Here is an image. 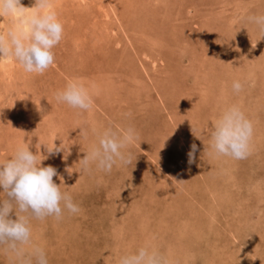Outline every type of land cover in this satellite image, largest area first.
I'll return each mask as SVG.
<instances>
[{
  "label": "rangeland",
  "instance_id": "obj_1",
  "mask_svg": "<svg viewBox=\"0 0 264 264\" xmlns=\"http://www.w3.org/2000/svg\"><path fill=\"white\" fill-rule=\"evenodd\" d=\"M69 1L55 8L63 35L48 69L0 68V160L29 141L80 210L21 213L30 242L17 245L20 256L0 244V264H35L33 247L48 264H118L140 247L160 264H264V37L247 20L264 15V0ZM70 80L89 91L87 111L57 102ZM229 105L252 124L244 159L209 147ZM129 127L137 138L122 149L127 163L81 168L100 133ZM52 141L64 150L50 155Z\"/></svg>",
  "mask_w": 264,
  "mask_h": 264
},
{
  "label": "clouds",
  "instance_id": "obj_2",
  "mask_svg": "<svg viewBox=\"0 0 264 264\" xmlns=\"http://www.w3.org/2000/svg\"><path fill=\"white\" fill-rule=\"evenodd\" d=\"M10 17L14 24L6 32L0 33V60L11 58L24 72L42 74L54 63L53 48L61 41L62 23L58 20L52 0H33V6L24 7L21 0H0V18ZM249 23L257 26L260 36L264 37V15L247 17ZM233 92L241 90L239 81L232 82ZM57 102L69 108L87 111L92 99L89 91L78 80L68 81L62 89L55 92ZM252 124L236 105L226 106L212 123L209 133V147L219 156L244 159L249 154V141ZM137 138L131 127L120 135L105 130L99 134L97 144L80 159L82 169L89 164L104 171L121 161L127 163L122 149ZM54 140V139H53ZM29 141L22 139L13 154L0 160V244L22 255L23 249L17 245L30 242V228L25 215L36 219L54 216L59 219L62 211L77 213L80 209L67 193L62 192L53 177L57 171L50 165H43L47 157L37 156L29 150ZM44 146V145H43ZM50 155L64 150L55 146H44ZM196 145L191 144L187 152V163L191 164ZM14 213V219L10 217ZM31 255L35 264H48L44 251L33 247ZM23 264H32L25 261ZM118 264H160L154 251L140 247L134 254L123 255Z\"/></svg>",
  "mask_w": 264,
  "mask_h": 264
},
{
  "label": "bare ground",
  "instance_id": "obj_3",
  "mask_svg": "<svg viewBox=\"0 0 264 264\" xmlns=\"http://www.w3.org/2000/svg\"><path fill=\"white\" fill-rule=\"evenodd\" d=\"M64 1H66V0H64ZM86 1H88V0H74V5L75 6H80L81 5V3H85ZM60 2H61V0H52V3H53V6H54V10H56L55 8H58V7H60L61 5H60ZM67 2H70L69 0H67ZM125 2H126V0H125ZM127 2H130V0H128ZM134 3V2H133ZM149 3V2H148ZM102 4V3H101ZM112 4V3H111ZM21 5L22 6H24V7H31V6H33V0H21ZM60 5V6H59ZM88 5V4H87ZM110 5V4H109ZM111 6V5H110ZM79 8V7H78ZM111 8H112V6H111ZM129 8V7H128ZM138 9L140 8V7H137ZM61 9V8H60ZM145 9V8H144ZM82 10V9H81ZM110 10V9H109ZM112 10L116 13V10H115V8L113 7L112 8ZM125 11V10H124ZM257 11V10H256ZM81 12V11H80ZM137 12V11H136ZM144 12V11H143ZM111 14V13H110ZM119 15V14H118ZM126 15V14H125ZM144 15V14H143ZM94 16V15H93ZM109 17V16H108ZM7 18L8 19H10V23H9V26H8V23H7V25H4V28L2 27L3 26V24H5V21L7 20ZM106 18H107V15H106ZM119 20H121L120 18H118ZM113 22V21H112ZM11 24V25H10ZM14 24V20L12 19V18H10V17H2V18H0V33H3V32H6L7 31V27H10V26H12ZM95 24V23H94ZM64 25V24H63ZM71 26V25H70ZM89 27V26H88ZM114 28V27H113ZM104 30V29H103ZM85 31V30H84ZM98 31V30H97ZM92 32V31H91ZM96 32V31H95ZM86 33V32H85ZM94 33V32H93ZM83 34V33H82ZM75 35V34H74ZM84 36V35H83ZM96 36V35H95ZM200 36V35H199ZM85 37V36H84ZM108 40V39H107ZM100 41V40H99ZM102 41V40H101ZM201 41V40H200ZM136 45V44H135ZM58 46V45H57ZM61 47V46H60ZM111 49V48H110ZM113 50V49H112ZM107 51V50H106ZM86 53V52H85ZM12 62H13V59H11V58H5V59H3V60H0V68L4 71V70H6V69H9L10 71H11V69H12ZM18 65V64H17ZM13 67H14V65H13ZM11 68V69H10ZM0 69V70H1ZM141 69V68H140ZM8 70V71H9ZM14 70V69H13ZM106 74V73H105ZM4 77V76H3ZM11 79V78H10ZM13 80V79H12ZM48 80V79H47ZM10 81V80H9ZM11 82V81H10ZM19 92H20V90H18ZM62 117V116H61ZM26 125V124H25ZM67 126V125H66ZM71 138V137H70ZM189 142V141H188ZM214 157V156H213ZM184 159V158H183ZM186 159V158H185ZM228 160H230V158L228 159ZM185 161V160H184ZM221 163H222V161H221ZM231 164V163H230ZM226 167V166H225ZM230 167V166H229ZM228 167V168H229ZM118 169V168H117ZM230 170V169H229ZM226 172V171H225ZM224 172V173H225ZM228 174H229V172H227ZM226 174V173H225ZM174 179V178H173ZM62 182V181H61ZM171 185V184H170ZM166 186V185H165ZM171 186H173V185H171ZM138 187V186H137ZM172 189V188H171ZM176 192V191H175ZM140 212V211H139ZM138 212V213H139ZM141 214V213H140ZM142 216V215H141ZM29 223V222H28ZM170 224V223H169ZM86 225V224H85ZM197 229V228H196ZM176 233V232H175ZM151 248V247H150ZM152 248H153V246H152Z\"/></svg>",
  "mask_w": 264,
  "mask_h": 264
}]
</instances>
